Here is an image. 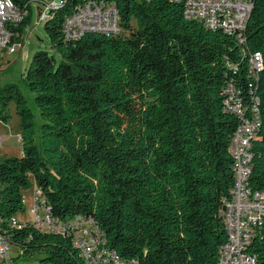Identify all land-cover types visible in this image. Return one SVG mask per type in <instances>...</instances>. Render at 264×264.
I'll use <instances>...</instances> for the list:
<instances>
[{
  "label": "trees",
  "instance_id": "16d2710c",
  "mask_svg": "<svg viewBox=\"0 0 264 264\" xmlns=\"http://www.w3.org/2000/svg\"><path fill=\"white\" fill-rule=\"evenodd\" d=\"M13 1L21 40L31 0ZM247 1L242 40L188 19L172 0L51 7L45 30L56 55L37 51L23 77L40 112V145L19 88L0 89V120L9 123L11 100L20 117L22 155L0 159V234L13 263L89 264L72 234L20 219L33 181L55 218H92L101 248L125 264H219L235 186L231 143L255 114L250 186L264 189V0ZM86 2L115 7L122 33L68 38L65 21ZM247 251L264 264V221Z\"/></svg>",
  "mask_w": 264,
  "mask_h": 264
},
{
  "label": "built area",
  "instance_id": "2783aa9c",
  "mask_svg": "<svg viewBox=\"0 0 264 264\" xmlns=\"http://www.w3.org/2000/svg\"><path fill=\"white\" fill-rule=\"evenodd\" d=\"M185 4V15L190 20H200L212 30L237 34L242 40L252 10L247 0H172ZM51 5H59L53 2ZM51 5L41 14L46 21ZM22 16L13 0H0V61L12 57L24 47V39L19 40L14 30L19 26ZM68 38H79L85 33L97 32L107 36L122 33L117 9H110L103 3L86 2L64 24ZM5 48H12V55H5ZM253 70H261L262 58L255 54ZM236 111L241 113L240 108ZM257 116L251 121L242 122L231 143L235 161V186L231 201L223 212L228 242L220 250L219 264H257L258 259L247 250L264 221V189L254 191L250 186L253 171V140L256 137ZM2 139L0 138V143ZM24 201L27 202L24 197ZM31 221L36 228L45 232L72 234L75 247L89 264H125L114 252L101 248V233L92 218L79 217L62 222L52 215L42 191L35 186L32 204L28 207ZM29 222V221H28ZM12 247L0 234V264L13 263Z\"/></svg>",
  "mask_w": 264,
  "mask_h": 264
},
{
  "label": "rangeland",
  "instance_id": "374dc122",
  "mask_svg": "<svg viewBox=\"0 0 264 264\" xmlns=\"http://www.w3.org/2000/svg\"><path fill=\"white\" fill-rule=\"evenodd\" d=\"M60 3L61 0H31L30 2V11L27 14L28 21L27 24L23 27V39L24 47L14 56L6 58L0 61V89H4L9 85H16L21 94L24 96L27 101L29 109L35 116V122L37 126V145H40V127L42 124L41 116L39 109L37 108L35 102V94H33L26 83L24 82V73L29 68L33 56L37 51L43 50L47 51L50 54H55L56 52L52 49L46 30H45V21H41V14L47 10V7L50 6L53 2ZM53 6V5H51ZM12 55V53H11ZM2 110V102H0V111ZM7 112L10 116L9 123L14 129V146L17 147L19 151H14V157H19L21 145L18 142L17 133H20V117L17 113V104L14 100H11L8 104ZM32 182V186L24 190L23 194L27 202V212L25 215L20 216V219L23 221H31V216L29 214L28 207L32 204V194L35 188V185ZM15 249L12 248V254L14 255ZM33 264H38L33 262Z\"/></svg>",
  "mask_w": 264,
  "mask_h": 264
},
{
  "label": "crops",
  "instance_id": "0c3cea01",
  "mask_svg": "<svg viewBox=\"0 0 264 264\" xmlns=\"http://www.w3.org/2000/svg\"><path fill=\"white\" fill-rule=\"evenodd\" d=\"M24 35V33H23ZM0 138L2 139L0 143V159H6V158H11L14 157L13 154L14 151H19V147L17 145L14 146V141H15V136H14V129L11 127L10 123H4L3 121L0 120ZM17 138L19 139V143L21 145V139H20V133H17ZM20 155H22V145L20 148ZM22 220V219H21ZM16 255V252L14 253V256ZM13 256V257H14ZM16 264V263H14Z\"/></svg>",
  "mask_w": 264,
  "mask_h": 264
},
{
  "label": "bare ground",
  "instance_id": "6f19581e",
  "mask_svg": "<svg viewBox=\"0 0 264 264\" xmlns=\"http://www.w3.org/2000/svg\"><path fill=\"white\" fill-rule=\"evenodd\" d=\"M58 5H53L51 7L55 8L57 7ZM110 9H116L115 7H110ZM12 53V48H5V55H11ZM258 126V125H257ZM53 215V214H52Z\"/></svg>",
  "mask_w": 264,
  "mask_h": 264
}]
</instances>
